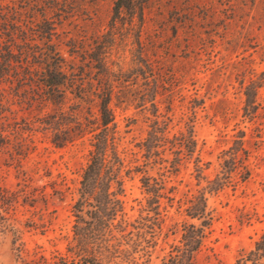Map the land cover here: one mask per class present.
I'll return each mask as SVG.
<instances>
[{
  "label": "rangeland",
  "instance_id": "rangeland-1",
  "mask_svg": "<svg viewBox=\"0 0 264 264\" xmlns=\"http://www.w3.org/2000/svg\"><path fill=\"white\" fill-rule=\"evenodd\" d=\"M114 1L0 0L4 45L23 43L13 21L28 32L51 22L63 70L81 87L67 86L53 101L37 64L0 68V264H85L74 248V204L102 129L97 93L108 80L124 213L105 264H166L183 226L201 224L187 214L200 193L213 220L195 264H235L264 234V0H143V19L132 22L125 11L112 21ZM36 35L28 46L45 48ZM99 45L113 76L95 67ZM157 127L164 139L148 152ZM191 127L193 152L183 143ZM240 137L249 176L239 168L225 180ZM218 178L225 185L210 190Z\"/></svg>",
  "mask_w": 264,
  "mask_h": 264
},
{
  "label": "trees",
  "instance_id": "trees-1",
  "mask_svg": "<svg viewBox=\"0 0 264 264\" xmlns=\"http://www.w3.org/2000/svg\"><path fill=\"white\" fill-rule=\"evenodd\" d=\"M144 6L143 0H115L112 21L123 20L124 11L131 22L136 16L141 21L143 19ZM8 25L14 31L21 30L23 43L18 45L16 43H5L4 45V42L0 40V50L4 49L7 51L4 56V62H0V68L3 70L15 69L16 65L14 62L37 64L41 67V70L37 67L34 72L39 76L40 82L47 88L46 93L53 101H62L64 99L66 94L65 87L67 86H75L76 89L81 88L73 74L71 73L69 76L63 70L66 65V59L53 42L55 28L51 22L45 21L44 24L38 26L40 29H29L31 36L27 35L30 32L23 30L17 21H13ZM35 34L41 37V40H45V48L28 46V38L31 37L29 39L34 40L33 36ZM7 37H10L9 41L11 42L16 41V38L10 33ZM13 44L17 48V53L12 47ZM98 47L100 54L91 58L96 61L95 67L109 77L112 75V71L108 67L105 52L101 51L104 47H101V45ZM109 82L108 80L105 83V87L97 93L100 100L99 111L102 129L94 135L93 149L82 175L80 197L74 204L76 217V243L74 248L76 254L81 257L82 262L85 264H105V260L116 252V244L113 243L115 238L113 231L116 227H121V223H115V221H117L118 215L124 213V201L121 198L124 193V181L121 177L123 161L112 136L115 121L113 111L109 106L113 95V86ZM156 87H150L148 91L151 104L154 107L157 93ZM245 94V111L252 115L257 109L256 86L252 84L247 86ZM158 132L163 131L157 127L146 140L145 146L148 152H151V149L156 146L155 144L164 139ZM183 143L190 152L194 151L196 141L192 127L189 129L188 134L183 136ZM232 150V165L228 168L225 180L231 177L229 173L231 174V172L237 171L239 168H241L239 173L242 179L245 180L249 176V170L244 165V158H238L241 152L247 153L242 137L236 141V146ZM201 168L200 166L199 169ZM212 182L213 185L210 190L213 191H217L225 185V181L220 178ZM113 188L116 189L113 190ZM187 214L192 219H201V224L187 223L183 226L181 234L182 245L175 246L176 253L170 254L166 264H195V254L207 237L206 231L212 224L213 216L207 209V198L204 193H200L195 201H192V204L187 209ZM120 231L122 232L123 230ZM235 264H264V234L256 241L254 248L248 253L241 255Z\"/></svg>",
  "mask_w": 264,
  "mask_h": 264
}]
</instances>
